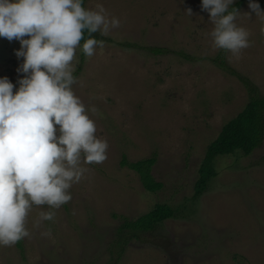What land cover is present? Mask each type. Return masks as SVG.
Masks as SVG:
<instances>
[{"label": "rangeland", "instance_id": "374dc122", "mask_svg": "<svg viewBox=\"0 0 264 264\" xmlns=\"http://www.w3.org/2000/svg\"><path fill=\"white\" fill-rule=\"evenodd\" d=\"M98 4L121 24L107 36L97 32L104 47L92 57L77 48L73 90L108 142L107 159L85 165L53 220L40 218L49 206L33 205L23 249L0 246V264H264V139L249 155L215 158L216 176L194 199L207 146L249 101L239 77L264 97V18L244 0L236 23L249 31L250 46L234 56L213 46L201 0H86L85 8ZM19 48L0 38V77L14 85L23 75ZM153 154L152 175L163 183L157 192L120 165L123 156ZM158 203L174 216L117 253L111 245L121 217L136 219Z\"/></svg>", "mask_w": 264, "mask_h": 264}, {"label": "clouds", "instance_id": "9594fccd", "mask_svg": "<svg viewBox=\"0 0 264 264\" xmlns=\"http://www.w3.org/2000/svg\"><path fill=\"white\" fill-rule=\"evenodd\" d=\"M234 0H201L214 25L213 46L238 56L250 46V33L236 23ZM84 0H0V38L18 40L16 85L0 77V246H12L30 235L26 219L33 205H47L41 220L71 199L69 191L88 172L85 165L107 159L108 142L96 136V124L73 90L76 50L95 55L121 21L102 5ZM249 8L264 18L258 0ZM192 15V9H186ZM251 15L250 13H248ZM85 30L88 38L84 39ZM83 43L81 45V41ZM15 88V91H14ZM95 111V109H91Z\"/></svg>", "mask_w": 264, "mask_h": 264}, {"label": "trees", "instance_id": "16d2710c", "mask_svg": "<svg viewBox=\"0 0 264 264\" xmlns=\"http://www.w3.org/2000/svg\"><path fill=\"white\" fill-rule=\"evenodd\" d=\"M85 2L83 6L85 7ZM244 0H238L230 6L238 10L242 7ZM97 40H105V37L98 33L92 34ZM88 38L85 30L84 39ZM83 40L81 41V45ZM155 54L160 53V48H154ZM219 64L226 67L225 60L220 58ZM233 74H236L233 72ZM239 79L248 88L249 101L243 109L232 119L227 121L218 134L217 138L207 146L204 159L199 170V177L195 184L194 199H197L207 187V183L216 176L214 168V159L222 155H233L237 151L244 155H249L252 151L261 146L264 139V97L260 96L256 86L246 77ZM157 162L156 154L148 158L138 161H128L125 156L120 162L121 166H125L137 173L142 186L150 192H157L162 189L163 183L155 180L152 175V169ZM174 209L166 203L156 204L150 211L141 215L136 219H129L125 216L121 217V224L116 229V238L112 243V247L117 253L121 254L125 250V245L129 240L139 238L142 233L153 231L162 221L172 218ZM23 240V239H22ZM22 240L17 242L19 249H23Z\"/></svg>", "mask_w": 264, "mask_h": 264}]
</instances>
